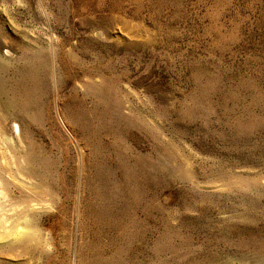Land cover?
Segmentation results:
<instances>
[{"label": "rangeland", "instance_id": "1", "mask_svg": "<svg viewBox=\"0 0 264 264\" xmlns=\"http://www.w3.org/2000/svg\"><path fill=\"white\" fill-rule=\"evenodd\" d=\"M0 66V264H264V0H0Z\"/></svg>", "mask_w": 264, "mask_h": 264}, {"label": "bare ground", "instance_id": "2", "mask_svg": "<svg viewBox=\"0 0 264 264\" xmlns=\"http://www.w3.org/2000/svg\"><path fill=\"white\" fill-rule=\"evenodd\" d=\"M2 70H3V67L0 66V73L2 72ZM8 106L9 105H7V104L6 105L5 104H1L0 105V107L2 109H4V111H8V109H7ZM20 146H22V145H20ZM13 147H15V146H13ZM1 151H2V149H1ZM2 157H3V155H2ZM23 157H24V159L26 160V163H27V165L25 166V170L27 171V173L30 176H33V177H40V172H39L38 166H37L36 161H35L37 156L35 154L32 155L31 152H27L26 153L24 151ZM21 160H22V158H21ZM8 163H7V166H8ZM12 164H14V163H12ZM8 168H9V166H8ZM17 227L18 226L12 225V227L8 231H6L7 229L5 227L4 218L0 215V245H3L6 248V249H4L3 246H1L3 249H0V250L5 251L8 254L9 253L10 254H15V256H16V253H18V254L20 253L21 254V253H31L34 250L37 251L39 249V247L43 244V239H42V237L40 235L39 230L35 227V225L32 222H27V223L23 224V228L22 229H20L19 227L17 229ZM36 251L34 252V254L36 253ZM7 253L5 255H7ZM224 264H230V263L228 261H226ZM240 264H245V263H240Z\"/></svg>", "mask_w": 264, "mask_h": 264}]
</instances>
